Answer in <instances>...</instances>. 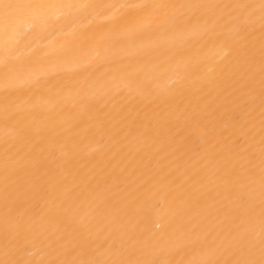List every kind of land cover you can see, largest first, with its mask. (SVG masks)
Segmentation results:
<instances>
[{
	"label": "bare ground",
	"instance_id": "6f19581e",
	"mask_svg": "<svg viewBox=\"0 0 264 264\" xmlns=\"http://www.w3.org/2000/svg\"><path fill=\"white\" fill-rule=\"evenodd\" d=\"M0 264H264V0H0Z\"/></svg>",
	"mask_w": 264,
	"mask_h": 264
}]
</instances>
